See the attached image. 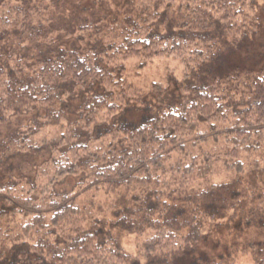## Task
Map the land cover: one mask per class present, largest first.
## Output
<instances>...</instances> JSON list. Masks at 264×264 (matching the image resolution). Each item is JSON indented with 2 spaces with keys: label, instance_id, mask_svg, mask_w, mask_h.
Returning <instances> with one entry per match:
<instances>
[{
  "label": "trees",
  "instance_id": "1",
  "mask_svg": "<svg viewBox=\"0 0 264 264\" xmlns=\"http://www.w3.org/2000/svg\"><path fill=\"white\" fill-rule=\"evenodd\" d=\"M33 1L0 0V124L32 114L0 141V168L47 155L31 176L0 174V264L27 254L33 264H164L237 221L253 228L247 252L264 264V69L234 108L224 81L207 80L201 45L246 43L264 0H125L111 22L84 23L64 44L44 0ZM163 56L195 83H154L149 101L119 75L126 60ZM140 108L138 121L122 118ZM67 178L70 190L56 192ZM147 230L137 256L122 249V233Z\"/></svg>",
  "mask_w": 264,
  "mask_h": 264
},
{
  "label": "rangeland",
  "instance_id": "2",
  "mask_svg": "<svg viewBox=\"0 0 264 264\" xmlns=\"http://www.w3.org/2000/svg\"><path fill=\"white\" fill-rule=\"evenodd\" d=\"M33 5V0H25ZM46 17L51 16L49 29L59 31L52 32L53 37L58 38L60 43L76 42L75 36L71 33L82 24H95L99 17L103 22H111L115 16V9L123 10L122 6L125 0H44ZM44 3L42 4L44 6ZM258 28L251 35L246 43L233 49L221 42L211 41L210 48L206 44L202 45V51L212 57V64L208 70H212V77L216 81H224L222 88L224 94L222 99L232 103L234 108H242V100L246 97V87L254 78L258 70L264 69V2L257 9ZM41 22H45L41 19ZM65 30H62V29ZM62 30V31H61ZM49 34V33H48ZM44 35H47L45 30ZM70 35V36H69ZM122 77L140 88L147 96L152 84L159 83L167 86L169 91L177 92V87L185 84H194L195 77L184 79L186 73L185 65L176 57L163 56L150 60L131 59L122 62ZM220 97V98H221ZM151 97L148 96L149 101ZM77 101V100H76ZM226 104V105H227ZM67 111V109H66ZM147 114L142 108L129 110L122 115L128 122H136L142 116ZM32 118V114L18 113L10 117L6 122L0 124V141L4 136L14 129L25 126ZM61 131L60 126L47 127L39 135L40 138H53ZM46 152L42 151L39 156L30 158L29 156L15 155L5 159L0 168V174L3 175H33L35 165L39 164L46 157ZM74 183L73 178H67L65 181L57 184L55 190L58 193L70 190ZM216 232L205 235L193 247L186 249L181 255L164 264H201L207 261H221L226 264H253L251 255L247 250L251 248L253 240V228L240 224L227 222ZM151 231L142 234L122 233L119 241L122 249L131 256L139 254V246L150 237ZM21 248L18 252H23ZM11 264H33L35 258L27 254V258L17 260L12 257ZM139 264H145L144 259H140Z\"/></svg>",
  "mask_w": 264,
  "mask_h": 264
}]
</instances>
